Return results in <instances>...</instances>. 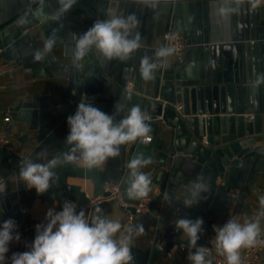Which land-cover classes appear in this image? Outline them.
I'll list each match as a JSON object with an SVG mask.
<instances>
[{"label":"crops","instance_id":"1","mask_svg":"<svg viewBox=\"0 0 264 264\" xmlns=\"http://www.w3.org/2000/svg\"><path fill=\"white\" fill-rule=\"evenodd\" d=\"M55 1L45 0V14L55 12L52 6ZM86 1L94 7L103 2L114 3L115 14L135 15L139 21L141 48L125 61H110L108 72L112 73V80L119 79L123 64L140 69L141 59L147 55L158 64L163 61V66L153 74L157 97L174 108L182 107L183 113L190 112L192 103L195 104L196 86L218 83L232 87L234 105L245 114H264V84L255 91L251 87L257 75L264 73V6L252 12L245 4L239 14L221 18L217 14L221 0H159L155 8L139 0ZM38 7L39 3L30 12L27 0H0V29L26 11L33 15ZM68 15L59 23L35 17L8 43L5 38L9 35L0 38V59L13 66L0 76V131H5L11 144L25 155L22 162L29 158L45 162L37 160L39 153L51 159L67 150L64 143L69 133L67 117L75 113L84 97L77 91L78 68L73 63L82 20L75 18L79 28L71 36ZM54 29L58 39L52 51L43 61L34 62V52L42 50L44 40ZM168 29L181 31L186 47L180 55L155 57L163 46L161 35ZM147 83L143 80L141 85ZM132 84L133 81H128L127 87ZM115 97L106 93L87 102L114 114V105L119 102ZM142 110L150 114L147 107ZM6 114L10 119L4 122ZM148 123L152 131L147 143L138 141L121 146L119 157L109 159L100 169L59 167L55 183L42 195L34 188L28 189L19 178L22 162L0 151V223L13 219L19 226L29 219H45L49 208L60 211L65 200L76 203L77 211L84 208L89 220L97 214L95 209L100 208L101 215L123 223L126 209L115 200L90 207L89 199L102 192L105 182H119L123 202L134 203L126 196L124 181L129 171L127 164L137 154L152 160L142 171L150 174L153 190L148 196L147 210L129 225L142 224L145 229L142 235L134 237L135 264H192L188 257L194 249L188 246L187 237L175 230L178 218L203 219L204 231L197 242L202 246L204 238L212 233L211 222L223 226L228 219L243 222L245 218L257 217L261 210L259 197L264 195V157L257 156L242 165L240 174L228 179V187L225 179L211 180L200 173L195 160L174 149L171 127L159 116ZM198 175L210 184V190L202 194L199 203L186 208L183 200ZM231 187L238 189L235 196L227 194ZM260 223V236L264 237V217ZM261 256L264 264V250Z\"/></svg>","mask_w":264,"mask_h":264},{"label":"clouds","instance_id":"2","mask_svg":"<svg viewBox=\"0 0 264 264\" xmlns=\"http://www.w3.org/2000/svg\"><path fill=\"white\" fill-rule=\"evenodd\" d=\"M39 7L33 15L44 21L61 22L65 14L77 4L78 0H57V8L50 16L43 12L45 0H38ZM147 7L155 8L159 0H139ZM247 4L249 11L254 12L264 6V0H221L217 14L227 18L241 12ZM29 23L28 14L21 16L17 24L21 27ZM139 21L135 15L112 14L110 18L95 21L86 32L76 38L73 52V63L79 67L89 52L98 51L106 60L125 61L141 48V36L137 30ZM135 33V34H133ZM58 36L53 32L44 40L42 50L33 54L34 62L43 61L52 51ZM174 49L161 47L155 57L166 58ZM163 66L152 57L145 55L140 63V75L145 81L153 79L154 71ZM264 84V73L258 74L252 82V90ZM114 114H107L83 97L73 115L67 117L69 133L64 141L66 151L48 159L41 152L37 162L31 158L19 165V178L28 189H35L38 195L49 191L55 183L56 169L74 165L84 169H100L109 159L119 157L121 146L130 143H147L152 131L148 121L151 117L139 105L128 107L119 101L114 105ZM119 117V119H117ZM152 163L151 158L137 154L130 159L125 178L126 196L129 200H142L152 192V179L149 173L142 171ZM210 190V184L202 175L191 183L183 204L192 208L200 202L203 193ZM261 210L255 219L245 218L243 222L228 219L223 226H214L215 248L218 254L225 257L226 264H241L240 249L253 247L261 234V217H264V195L259 197ZM96 215L87 219L83 210L77 211V205L65 200L62 210L49 208L43 223L35 225V238L27 251L16 252L8 257L9 245L20 240L16 231L18 225L13 219L0 223V264H135L132 252L134 237L145 231L142 224L132 225L126 229L121 222L101 215L96 208ZM204 221L178 218L175 230L187 237L188 246L194 251L188 259L192 264H212L208 249L199 246L198 241L203 233Z\"/></svg>","mask_w":264,"mask_h":264},{"label":"water","instance_id":"3","mask_svg":"<svg viewBox=\"0 0 264 264\" xmlns=\"http://www.w3.org/2000/svg\"><path fill=\"white\" fill-rule=\"evenodd\" d=\"M52 6L57 8V0ZM26 13L29 23L35 21L32 13ZM112 14H115L114 3L103 2L100 7H94L86 0H78L66 14L69 33L73 36L79 28L75 18H81L79 34H83L95 21L108 19ZM20 17L0 29V38L10 36L5 38L6 43L29 24L19 26L17 20ZM109 64L110 61L95 49L89 52L77 67L78 93L83 94L86 101H96L98 97L111 93L116 96V101L128 107H147L151 119L159 116L171 127L174 149L195 160L200 173L211 180L225 179L229 187L228 179L236 178L242 165L257 156L264 157V114L249 115L238 109L230 85L199 84L195 87V104L192 103L190 112L185 114L182 107L174 108L157 97L156 90H153L154 78L142 86L140 69L123 64L119 79L112 80ZM130 80L133 84L127 87Z\"/></svg>","mask_w":264,"mask_h":264},{"label":"built area","instance_id":"4","mask_svg":"<svg viewBox=\"0 0 264 264\" xmlns=\"http://www.w3.org/2000/svg\"><path fill=\"white\" fill-rule=\"evenodd\" d=\"M29 3V11L32 12L38 0H27ZM264 25V22H262ZM161 40L163 47H170L174 49L172 55H180L185 47V37L183 33L177 29H168L164 31L161 35ZM12 64L7 60L0 59V76L8 73L12 70ZM150 116V114H148ZM10 119L8 114L3 117V121L6 122ZM0 151H6L11 156H15L18 162H22L25 155L17 150L12 144L5 131H0ZM2 177L0 176V183ZM238 193L236 187L228 188L227 194L230 196H235ZM106 200H115L121 207L126 209L125 219L122 225L126 228L128 227L136 216L145 212L148 208V197L142 200H136L132 204H127L123 202L121 198V186L119 182H105L103 190L100 194H97L89 199V206H94L99 202ZM84 210V208L82 209ZM44 219H29L27 222L20 224L16 231L20 235V240L18 242L13 241L9 245L8 257H11L13 253L27 251L26 245H30L35 238L36 230L35 225L43 223ZM212 228V233L204 238L202 246L208 249L209 258L214 264H226L225 257L218 254L215 248V231L214 226H217L215 222L210 223ZM262 250H264V237L259 236L257 238V244L253 247L240 249L241 264H262Z\"/></svg>","mask_w":264,"mask_h":264}]
</instances>
